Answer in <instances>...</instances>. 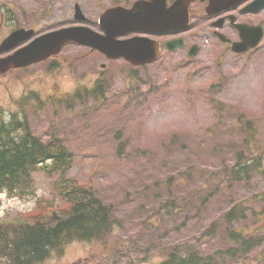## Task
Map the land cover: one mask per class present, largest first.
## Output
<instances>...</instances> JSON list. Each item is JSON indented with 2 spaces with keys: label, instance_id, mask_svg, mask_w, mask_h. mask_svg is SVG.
I'll return each mask as SVG.
<instances>
[{
  "label": "rangeland",
  "instance_id": "obj_1",
  "mask_svg": "<svg viewBox=\"0 0 264 264\" xmlns=\"http://www.w3.org/2000/svg\"><path fill=\"white\" fill-rule=\"evenodd\" d=\"M134 1L0 0V11L14 13L16 23L34 26L37 34L74 25L102 33L99 14ZM75 4L85 20H74ZM201 6L193 5L191 28L182 32L189 46L199 45L194 56L187 49L165 52L160 62L131 68L72 43L53 70L40 65L0 77V118L27 124L44 142L63 140L73 156L68 176L113 207L115 223L105 245L74 240L41 264H150L186 241L221 255L227 245L221 217L236 204L244 206L245 217L233 228L264 230V214L258 220L253 214L261 208L255 196L264 190V162L262 171L241 180L228 181L220 171L242 145L236 118L253 123L254 142L264 150V36L253 52L235 54L212 34ZM239 19L264 25V9ZM11 23L2 24L0 43ZM225 31L232 36L231 28ZM17 47L1 51L0 59ZM99 78L101 100H86V88ZM77 90L85 101L75 99ZM52 180L36 172L30 193L0 192V223L20 213L59 212L64 200L53 197ZM262 252L264 243L237 259L221 255L219 264H260Z\"/></svg>",
  "mask_w": 264,
  "mask_h": 264
},
{
  "label": "trees",
  "instance_id": "obj_2",
  "mask_svg": "<svg viewBox=\"0 0 264 264\" xmlns=\"http://www.w3.org/2000/svg\"><path fill=\"white\" fill-rule=\"evenodd\" d=\"M97 93L98 90L92 92L94 98ZM236 128L243 137L241 148L233 153L232 163H225L220 170L228 181L241 180L243 175L248 177L253 170L262 171L264 162V150L254 142L253 123L246 117L239 118ZM257 148L260 150L255 151ZM121 149L122 146L117 149L118 154ZM72 160V153L62 141L55 139L48 144L42 143L31 134L27 124L0 121V192L30 193L32 173L42 170L48 174H60L54 188L68 202V207L60 213L53 211L47 216L38 211L20 213L0 223V264H41L51 252L62 250L74 239L105 245L113 229V208L103 204L91 187H83L74 177L66 176ZM201 191L203 195L206 186ZM196 197L202 200L200 195ZM255 198L261 202V208L253 210L258 220L259 215L264 214V190ZM244 213V206L236 204L221 217V234L227 243L221 252L223 257H243L264 243V230L245 232L244 227L233 228L235 222L244 219ZM218 253H204L195 247V243L186 241L183 246H172L168 254L155 264H219L221 255ZM259 263L264 264V252Z\"/></svg>",
  "mask_w": 264,
  "mask_h": 264
},
{
  "label": "water",
  "instance_id": "obj_3",
  "mask_svg": "<svg viewBox=\"0 0 264 264\" xmlns=\"http://www.w3.org/2000/svg\"><path fill=\"white\" fill-rule=\"evenodd\" d=\"M189 1L190 0H178L170 11H166L164 8L165 0H155L154 6L145 7L144 11L141 13H139L138 11L132 12L117 9L112 11V15L115 19L118 20V22L116 23L118 25L124 23L125 25H129V27L133 29H147L149 31L160 29L165 30L167 28L177 26V24L185 21L182 16L186 14L185 12ZM237 1L240 0H219V3H235ZM215 3H217V0H211V3L207 7V10L214 11L216 9ZM262 6H264V0H255L249 7L258 9ZM115 27L117 28L119 26L115 25ZM115 27L111 24L110 27H106V37L89 34L85 35L87 33V30L83 28H67L46 34L35 39L26 47L17 50L15 53L7 57V59H3L2 61H0V72L3 70V68L6 67L25 66L29 63L39 61L49 54L57 52L60 46L69 40H75L76 42L83 44L89 43L96 46L97 48L102 47V45H107L108 47L112 48L114 52H119L118 45L120 47L127 48L128 45L125 43L128 42L119 43L115 39V36L116 34H122L126 32L128 28L116 29ZM255 30H257V33L254 38V44H256L262 36V31L260 28H256ZM24 32V30L14 32L1 45L0 50H7L24 39ZM82 36L87 37V42L82 38ZM133 40H136L137 43L144 42L143 45H147L149 43L146 38H133ZM99 41L102 42V45L99 43ZM167 45L170 49H175L176 47L182 45V40L178 39L170 41L167 42ZM155 57V55L150 57L148 61L153 60Z\"/></svg>",
  "mask_w": 264,
  "mask_h": 264
},
{
  "label": "flooded vegetation",
  "instance_id": "obj_4",
  "mask_svg": "<svg viewBox=\"0 0 264 264\" xmlns=\"http://www.w3.org/2000/svg\"><path fill=\"white\" fill-rule=\"evenodd\" d=\"M226 22V21H225Z\"/></svg>",
  "mask_w": 264,
  "mask_h": 264
}]
</instances>
